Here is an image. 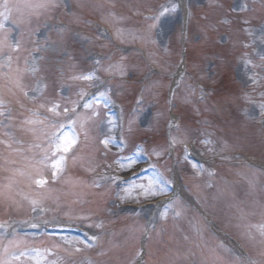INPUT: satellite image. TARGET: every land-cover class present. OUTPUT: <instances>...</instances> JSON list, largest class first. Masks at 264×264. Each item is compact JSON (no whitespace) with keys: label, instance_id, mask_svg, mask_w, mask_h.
Listing matches in <instances>:
<instances>
[{"label":"rangeland","instance_id":"1","mask_svg":"<svg viewBox=\"0 0 264 264\" xmlns=\"http://www.w3.org/2000/svg\"><path fill=\"white\" fill-rule=\"evenodd\" d=\"M223 1L15 2L16 8H11L10 17L13 23L19 22L14 23L18 30L11 28L18 31V50L8 47L15 44L14 35L10 36L8 32L0 30V40L5 35L8 37L0 45V83L7 84L10 98L19 106L15 108L8 102L13 111L21 114L27 112L33 121L49 115L51 117L48 121L54 124L56 131L60 124L67 125L70 120L73 121L74 113L71 109L76 110L82 96L100 90V97L82 112L77 128L73 124L71 129H67V132H74L78 138L79 135L83 138L79 146L74 148L75 158L70 153V161L82 174L79 177L62 178L54 183L51 173L45 172L48 184L44 188H37L29 178V174L34 175L31 164L20 156L18 150L24 144L18 141L12 150L8 143H0L1 155L9 150L3 157L10 158L13 153L16 155L10 164L8 159L4 160L6 164H0V221L6 222L8 226L0 228V235L4 236L11 224L19 222L22 223L20 225L41 226L70 224L89 230L91 236L103 237L99 241V245H102L97 257L93 258L89 253L94 243L85 239L51 235L48 236L50 240H43V231L23 234L24 236L7 245L6 248L9 249L1 259L11 260L13 253H25L19 260H11V264H37V261L39 264H132L133 256L136 255L129 249L141 239L144 222L153 215L152 227L156 231L153 244L157 248L151 253V240L146 247L151 264H171L170 258L174 259L175 264H264V235L258 230V226L264 225V63L258 61L264 58V29L250 24L257 25L260 17L254 10L251 21L244 18L257 0H233L231 11L237 16L230 23L232 32L229 40L237 47L240 37L246 34L241 43L248 44L250 54L231 64L227 60H218L215 52L207 53L203 44L207 45L214 40L219 32L216 30L219 15L227 13ZM25 4L31 7H25ZM189 4L201 6L199 8L204 12V19L202 23L195 22L191 26L197 44L190 45V62L173 106L174 109L177 105L176 113L182 115L177 127L167 96L172 80L183 65L181 26L183 12L185 8H189ZM261 4L264 5V2ZM173 5L179 8L160 16L164 8L171 9ZM0 9L2 11L3 7ZM154 9L159 10L151 16L155 21V26L149 27L154 30L151 39V34H142V16L155 12ZM56 15L64 16L61 19L64 25H56L59 22L54 19ZM89 19L91 23L87 22ZM0 22L6 23L3 17H0ZM96 24L109 27L113 34L112 40L108 41L103 31L98 33L100 36L95 40H88L83 33H76L91 25L96 28ZM70 37L81 40V48L86 56L78 57L80 52L77 49L76 56L71 62L69 60L70 63L67 62V70L56 69L60 58H65L70 52L67 48ZM109 43L118 45H108ZM112 46L125 51L139 49V52L125 56L117 54L113 64L110 55L117 52H114ZM142 48H145L147 56L145 63L149 69L154 67L158 70V75L143 90L145 103L142 104V111L130 115L125 138L128 140L127 147H119L115 139L117 127L114 113L106 110L109 101H113L115 97L128 106L138 94L141 93L142 96L140 81L142 73L148 71L142 65ZM9 56L10 63L7 59ZM94 57L97 60L104 57L108 66L95 62L92 60ZM211 61H216L218 69L215 72L206 70L209 69L205 66L206 62ZM33 67L36 68L35 72L31 71ZM230 71L235 76L236 84L227 87L223 82V75L226 74V79H229ZM133 73L139 78H130ZM89 74H92V79L80 78ZM110 76L114 77V81L108 84ZM17 80L21 87L16 86ZM216 87L220 98L228 93L237 94L236 98L230 100L234 104L226 103L218 113L219 117L213 115L209 101H204L207 90ZM24 92L28 95L25 96ZM197 92L202 96L199 97ZM6 98L0 96V101L4 102ZM41 104L45 107L41 108ZM54 104L59 105L56 110L59 115L47 111ZM156 107L160 109L156 110ZM65 108L69 109L67 113ZM4 109L0 105V113ZM33 112L39 115L34 116ZM2 118L0 114V119ZM24 124L19 129L27 131L30 141L26 145H41L44 142L43 127L46 123L28 124L24 121ZM257 126L260 128H256ZM1 134L0 132V141H5ZM170 135L171 139L168 140ZM107 138H111L112 143L105 145L102 141ZM141 142L142 151H147L155 159V165L140 156L141 153H137L136 146ZM172 145L180 149L183 145L188 146L186 152L191 150L195 153L194 162L191 163L182 151L174 168L169 160ZM80 147L82 151L76 155ZM172 151L175 153V149ZM248 158L253 159L251 162L256 164H251L252 167L243 166ZM149 164L153 170L148 175L122 183L132 172ZM185 174L188 188L182 181ZM153 180H162V183L153 185L157 194L145 195L139 186L147 188ZM50 182L56 187H52ZM110 183L114 186L117 183L121 190L112 187ZM161 187L165 189L163 194L159 192ZM109 188H113L112 191H106ZM174 188L177 190L175 195ZM202 193L206 195V205L202 203L206 200L202 198ZM169 196H172V203L160 209L159 201ZM32 200L39 201L35 211ZM127 204H133L134 207L126 208ZM142 205L146 206L141 207ZM198 212L205 217L198 215ZM119 213L137 216L136 221H129L118 231L122 242L118 241V236L112 239L105 234L109 221L118 222L111 216L120 215ZM20 225L14 226V234H19ZM216 229L222 234L215 233ZM227 233L240 239L247 251L231 241ZM166 237L171 249L173 247L171 254L170 248L162 245ZM211 240L213 245H218L216 250L211 245ZM41 244L43 248L39 249ZM76 253L84 255L78 258ZM221 255L228 256V260L222 261Z\"/></svg>","mask_w":264,"mask_h":264},{"label":"snow or ice","instance_id":"2","mask_svg":"<svg viewBox=\"0 0 264 264\" xmlns=\"http://www.w3.org/2000/svg\"><path fill=\"white\" fill-rule=\"evenodd\" d=\"M25 7H31V5L25 4ZM43 6V5H41ZM176 5H173L171 9L164 8V10L160 13V16H164L169 11H175ZM4 11L0 12V17H3V19L6 21L10 18L11 15V8H9L7 4V0H5L4 4ZM19 10V8H18ZM14 23H19L18 21H14ZM0 30H3L7 32V29L5 28V24L3 22H0ZM8 37L7 35L4 36L3 40H0V45H3L5 41H7ZM8 47H11L14 51L19 49V41H16L14 45H8ZM8 61L10 63L11 57L9 56ZM31 71L35 72L36 68H32ZM81 79L89 80L92 79V74L85 75L83 77H80ZM16 86L21 87L20 81H16ZM24 95L27 96L28 93L24 92ZM35 99V97H33ZM2 103V101H0ZM87 106V105H85ZM41 108L45 107L43 104L40 105ZM59 108L58 104L52 105V107L48 108L47 111L52 112L53 114L59 115V113L56 111ZM65 113L69 111V109H64ZM71 111L74 113L75 108L71 109ZM2 114V113H0ZM34 116H38L39 113L33 112ZM28 124L33 123H43L42 120H28L26 121ZM70 123H75L74 121L70 120ZM174 123V122H173ZM65 125L60 124L57 127V130L55 132H52L48 135V147L43 150L42 155H40L38 158H34L31 162V168L33 169L34 175L29 174V178L31 179L32 183L37 188H44L48 184V179L45 177V172L51 173V178L53 181L57 179V177L64 171V168L66 166L69 154H73V158H75L74 155V148L79 142L78 136L73 132L69 133L67 131H63ZM175 141L173 140L172 143ZM0 143H6L5 141H0ZM105 145L112 143L111 138H107L102 141ZM36 147H40V145H35ZM10 147V145H9ZM23 174V173H21ZM158 183H162V180H153L150 181L149 186L145 188L143 185H140L139 187L143 189L145 195H156L157 189L153 187V185H156ZM165 191L164 188H159V192L163 194ZM123 199V197H122ZM33 205V210H36V206L38 205L39 201L32 200L31 201ZM179 215V213H177ZM6 227L5 224H0V228ZM258 230L261 232V235H264V225L258 226ZM95 239V237H93ZM13 243V242H10ZM5 252L8 251L7 248L4 249ZM25 255V253H20V255H16L15 253L12 254L11 260H19L20 256ZM11 260H3L0 259V264H11ZM37 264H39V261H37Z\"/></svg>","mask_w":264,"mask_h":264}]
</instances>
